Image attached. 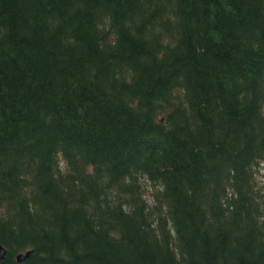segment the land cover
<instances>
[{
  "label": "trees",
  "instance_id": "obj_1",
  "mask_svg": "<svg viewBox=\"0 0 264 264\" xmlns=\"http://www.w3.org/2000/svg\"><path fill=\"white\" fill-rule=\"evenodd\" d=\"M259 165L264 0H0V264H264Z\"/></svg>",
  "mask_w": 264,
  "mask_h": 264
},
{
  "label": "water",
  "instance_id": "obj_2",
  "mask_svg": "<svg viewBox=\"0 0 264 264\" xmlns=\"http://www.w3.org/2000/svg\"><path fill=\"white\" fill-rule=\"evenodd\" d=\"M32 252L33 249H27L25 251L19 252L15 255V259L17 262H22L28 257H30ZM6 253H7V248L2 243H0V260H3L6 257Z\"/></svg>",
  "mask_w": 264,
  "mask_h": 264
},
{
  "label": "rangeland",
  "instance_id": "obj_3",
  "mask_svg": "<svg viewBox=\"0 0 264 264\" xmlns=\"http://www.w3.org/2000/svg\"><path fill=\"white\" fill-rule=\"evenodd\" d=\"M257 180H258V183H260V185H262L264 187V167L262 165H259L257 168ZM148 184V183H146ZM148 190H147V193L148 194V191H152L154 188L148 184ZM147 198H149V196H147Z\"/></svg>",
  "mask_w": 264,
  "mask_h": 264
}]
</instances>
